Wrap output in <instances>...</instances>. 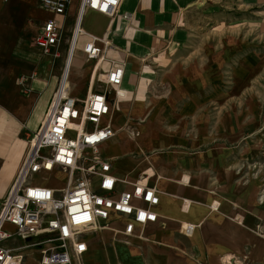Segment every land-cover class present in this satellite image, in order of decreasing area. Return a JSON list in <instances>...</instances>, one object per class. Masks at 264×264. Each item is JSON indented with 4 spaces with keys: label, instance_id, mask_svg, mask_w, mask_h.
Masks as SVG:
<instances>
[{
    "label": "crops",
    "instance_id": "obj_1",
    "mask_svg": "<svg viewBox=\"0 0 264 264\" xmlns=\"http://www.w3.org/2000/svg\"><path fill=\"white\" fill-rule=\"evenodd\" d=\"M79 1L71 0L66 15L56 17L64 37ZM211 1L220 2L123 0L114 19L92 11L83 17V31L108 43L106 61L94 71L95 62L76 53L70 81L77 79L85 92L72 90V96L84 100L88 89L102 91L109 61L124 63L126 95L112 109L115 135L99 154L117 179L133 183L145 175L159 191L155 223L136 227L126 244L111 230L89 235L83 264H264V183L250 167L263 158L264 132H256L262 119L252 100H235L264 72V55L248 48L250 38L235 43L233 38L229 48L213 38L191 52L153 54L160 26L175 24L177 15ZM243 5L264 7V0H243ZM125 13L132 15V27L118 16ZM50 18L37 0H0V206L44 119L62 67L65 48L62 58L53 60L29 35ZM22 72L35 75L27 82L28 95H21L17 85ZM129 125H136L137 136L129 137Z\"/></svg>",
    "mask_w": 264,
    "mask_h": 264
},
{
    "label": "built area",
    "instance_id": "obj_2",
    "mask_svg": "<svg viewBox=\"0 0 264 264\" xmlns=\"http://www.w3.org/2000/svg\"><path fill=\"white\" fill-rule=\"evenodd\" d=\"M121 2L80 0L65 41L56 17L66 15L71 0H37L39 8L52 18L38 28L35 47L53 60L61 59L63 48L65 51L44 119L32 133L28 154L0 206V264H83L89 235L111 230L126 244L136 227L157 221L156 187L148 185L145 175L133 183L117 179L109 160L99 154L115 135L110 125L112 109L126 95L121 88L124 63L109 61L102 91L88 89L84 100L72 96L70 69L76 53L94 61V71L106 61L105 38L82 29L85 13L92 11L113 19ZM129 16L125 13L120 17L129 21ZM81 38L84 42L80 47ZM34 77L31 73L18 79L24 94L30 93L26 82ZM125 130L129 137L136 132L133 127ZM57 177L63 182L53 186L43 182ZM120 185L130 188L121 190ZM118 220L122 227L112 228ZM191 228L187 226V234Z\"/></svg>",
    "mask_w": 264,
    "mask_h": 264
},
{
    "label": "rangeland",
    "instance_id": "obj_3",
    "mask_svg": "<svg viewBox=\"0 0 264 264\" xmlns=\"http://www.w3.org/2000/svg\"><path fill=\"white\" fill-rule=\"evenodd\" d=\"M218 1L220 2L211 1L204 7L198 5L197 7H199L198 9L200 10L197 9L196 12H192L191 10V13L177 15L175 24L166 22L165 24L160 26L158 32L156 33L157 37H159V43L157 48H155V50L153 51V54L191 52L192 48H194L195 46H199L204 42L211 43L213 38H220L223 44H225L226 47L229 48L231 45L230 41L233 38H235L234 43L239 39L250 38L248 48L257 53V55H264V31L261 32L260 30V22L263 18L264 7H254L246 9L243 5V0ZM129 15V21H131L132 15ZM84 20H86V16L84 17ZM130 27H132V21L130 23ZM37 29L36 31L33 30L35 33L30 29L31 32L29 33V35H32L33 37V41L31 40L33 45L34 36L37 32ZM69 37L70 33L68 34V36L64 37L65 41L68 40ZM260 38L263 39L262 42L260 41ZM176 40L179 41L178 46L174 45L177 42ZM22 75L28 74L22 72L20 73L18 79ZM18 79L17 85L19 86L21 95H28L29 93L24 94L22 92V89L18 83ZM76 80L77 79L71 81L73 90L78 93L85 92V87L79 85V82H77ZM253 81L254 82H252L248 93L243 92L236 94L235 100L247 103L249 102V100L253 101L252 104L256 107L255 109L258 113L257 118L262 119L261 126L256 130V132L261 133L264 132V72L256 75ZM230 84L231 83H228L227 86H229ZM121 107V113L124 115L125 110ZM143 121H137L135 123L140 124ZM128 127H133L137 130L136 125H129ZM250 167L251 171H254L252 176H256L257 179H260L264 183V154L262 159H254L253 163L250 164ZM57 178L58 180L55 181H42L45 182L48 186H53L57 182H63L62 177ZM260 192L261 194L264 193V185ZM260 196L262 195L259 194V197ZM121 225L122 221L118 220L114 222L111 227L118 229L121 227ZM257 226H259V229L257 230L261 231L262 225L258 224ZM92 243H94V240H92ZM230 263L231 262L225 261V264Z\"/></svg>",
    "mask_w": 264,
    "mask_h": 264
},
{
    "label": "bare ground",
    "instance_id": "obj_4",
    "mask_svg": "<svg viewBox=\"0 0 264 264\" xmlns=\"http://www.w3.org/2000/svg\"><path fill=\"white\" fill-rule=\"evenodd\" d=\"M123 1V0H122ZM122 3V2H121ZM116 17V16H115ZM109 19H111V18H109ZM123 20V19H122ZM124 21V20H123ZM135 136H137V132H135V134H134ZM227 258V257H226ZM229 258V257H228ZM229 261V260H228ZM227 261V262H228Z\"/></svg>",
    "mask_w": 264,
    "mask_h": 264
}]
</instances>
